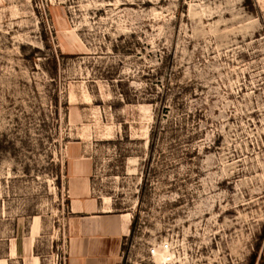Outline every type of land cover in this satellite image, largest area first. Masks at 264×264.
Segmentation results:
<instances>
[{
    "label": "rangeland",
    "instance_id": "1",
    "mask_svg": "<svg viewBox=\"0 0 264 264\" xmlns=\"http://www.w3.org/2000/svg\"><path fill=\"white\" fill-rule=\"evenodd\" d=\"M78 161L119 264H263L264 0H0V264H65Z\"/></svg>",
    "mask_w": 264,
    "mask_h": 264
},
{
    "label": "crops",
    "instance_id": "2",
    "mask_svg": "<svg viewBox=\"0 0 264 264\" xmlns=\"http://www.w3.org/2000/svg\"><path fill=\"white\" fill-rule=\"evenodd\" d=\"M67 166L70 215L65 264H119L130 233V214L113 212L90 195L88 164L78 161Z\"/></svg>",
    "mask_w": 264,
    "mask_h": 264
},
{
    "label": "built area",
    "instance_id": "3",
    "mask_svg": "<svg viewBox=\"0 0 264 264\" xmlns=\"http://www.w3.org/2000/svg\"><path fill=\"white\" fill-rule=\"evenodd\" d=\"M160 247L161 249H169V243L168 242H161V244L157 246H151L148 248V255L154 257L155 250H157V247ZM166 264V263H162Z\"/></svg>",
    "mask_w": 264,
    "mask_h": 264
},
{
    "label": "bare ground",
    "instance_id": "4",
    "mask_svg": "<svg viewBox=\"0 0 264 264\" xmlns=\"http://www.w3.org/2000/svg\"><path fill=\"white\" fill-rule=\"evenodd\" d=\"M158 247H159V246H158ZM158 247H157V248H158ZM159 248H160V247H159ZM160 249H161V248H160ZM162 250H168V249H162ZM156 251H157V250H155V253H156ZM167 252H168V251H167ZM155 253H154V256H155ZM169 257H170V255H169L168 253H165V252H164V253H161V252H159V254H158V256H157L156 258H157L159 261H165V260L168 261V260H169V259H168ZM166 258H167V259H166ZM162 263H166V262H162Z\"/></svg>",
    "mask_w": 264,
    "mask_h": 264
}]
</instances>
